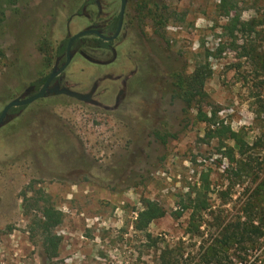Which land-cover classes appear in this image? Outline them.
Wrapping results in <instances>:
<instances>
[{"label": "rangeland", "instance_id": "obj_1", "mask_svg": "<svg viewBox=\"0 0 264 264\" xmlns=\"http://www.w3.org/2000/svg\"><path fill=\"white\" fill-rule=\"evenodd\" d=\"M85 1L0 0V113L51 73L65 39L119 14L120 0H102V14ZM128 6L116 61L77 55L64 75L81 91L99 80L101 107L50 96L0 128V264H264V0ZM200 62L212 74L189 106L173 75ZM200 109L239 140L208 137ZM200 188L207 208L189 232L190 209L171 212ZM148 199L168 213L138 229ZM44 200L64 213L53 263L31 228Z\"/></svg>", "mask_w": 264, "mask_h": 264}, {"label": "trees", "instance_id": "obj_2", "mask_svg": "<svg viewBox=\"0 0 264 264\" xmlns=\"http://www.w3.org/2000/svg\"><path fill=\"white\" fill-rule=\"evenodd\" d=\"M94 0H86L84 5L93 3ZM225 3V0H224ZM222 7H225L222 3ZM230 14V10L227 11V15ZM118 17L114 19L111 26L109 27L110 32H114L117 26ZM238 20L231 27L232 35H235V31L238 29ZM69 38L65 39L58 47L57 54L58 57L61 58L65 56L67 43ZM112 42H106L102 38L98 36H84L76 40L74 43V47H110ZM212 74V68L209 64L206 63H198L190 75H184L182 73H175L173 75L174 85H175V94L174 97L182 100L186 105L191 106L195 99L198 96L203 94V90L208 78ZM47 77L41 78L35 84L39 87L40 83H43ZM18 109H23L17 108ZM197 118L200 121L208 123V129L206 135L210 138L213 137H226L231 138L232 140H239V135L237 132L233 131L229 126L224 125L223 121H218L217 111H212L211 115L203 112L201 109L198 111ZM156 136L159 137L164 143L166 142V135L161 136L158 132ZM203 190L200 188L196 192H191L188 195L187 202L183 204L182 209L173 210L171 214L178 218L180 217L184 211L189 210L190 220L188 224V231L192 232L193 229H200L199 220L203 217L202 211L207 208L206 202L207 200L202 198ZM194 195V197H193ZM41 214L36 215V219L33 221L31 227L35 232H40L42 237V247L44 256L53 263L55 259L60 256V247L62 243V236L58 235L55 232L57 226H59L64 219V213L57 209L53 204L49 201L44 200L43 205L40 208ZM167 210L162 207L157 201L148 199L146 200V204L144 209L139 211L138 218L136 222V227L138 229H145L151 222L154 220L164 217L167 215ZM195 231V230H194ZM164 252V256H165ZM54 264H56L54 262Z\"/></svg>", "mask_w": 264, "mask_h": 264}, {"label": "flooded vegetation", "instance_id": "obj_3", "mask_svg": "<svg viewBox=\"0 0 264 264\" xmlns=\"http://www.w3.org/2000/svg\"><path fill=\"white\" fill-rule=\"evenodd\" d=\"M120 1H121V0H120ZM129 2H130V0L127 1V5H126V8H125L124 19H123V25H122V30H121V32L123 31L124 23H126V19H127L126 16H127L128 11H129V6H128V5H129ZM90 4H96V5L99 7V11H98V13H99V14H102V12H103V10H104V8H103V4H102V0H94V2H93V3H90ZM87 5H88V4H87ZM85 6H86V5H85ZM120 9H121V4H120ZM119 15H120V11H119L118 16L113 17L111 20H109V21H107V22H105V23H102V24H101V23L93 24V25L90 26V27H91V28H97V29H99L104 35H112V34H114V33L116 32V29H117V27H118ZM116 17H118L117 26H116V29L114 30V32L112 33V32L109 31V27L111 26L112 22L114 21V19H115ZM90 27H89V28H90ZM121 32H120V34L118 35V37L121 35ZM91 35H93V36H98V35H95V34H91ZM88 36H89V35H88ZM98 37H99V36H98ZM118 37H117V38H118ZM99 38H101V37H99ZM117 38H116V39H117ZM116 39L111 40V41H106V40L103 39V40L106 41V42H112V44L110 45V47H102V48H100V47H92L93 49L95 48V49H100V50H110V51L112 52V55H113V57H112L111 59L104 60V61H102V60H95L94 58H92L91 56L88 55V53L86 52V50H85L84 47H74V45H73V59L75 58V56L80 55L84 60H86V61H88V62H90V63L97 64V65H104V64H109V63L115 62L116 59H117V51H116L115 46L113 45V42H114ZM65 59H66V53H65V56H62L61 58L58 57V59H57L55 65H54V67H55L56 65H57L58 67H60V66L64 63ZM72 61H73V60H72ZM70 64H71V63H70ZM54 67H53V68H54ZM67 68H68V67H67ZM67 68H66V69H67ZM66 69H65L62 73H60L59 75H57V76L54 78V80L50 83V86H53V85H55V84H59L61 87L66 86V87H69V88H71V89H73V90L80 91V92H84V93H90V92H93V95H92V101H91V102H88V103H90V104H94V105H98V106L101 107V106H102V104H101L102 102L96 100V98H95V94H96V92H97V90H98V83H99V80H95L94 83H93V85L91 86V88H90L89 90H87V91H81V90H79V89L73 88L72 85L69 86V84L64 83V77H65L64 75H65ZM52 70H53V69H52ZM51 72H52V71H51ZM50 74H51V73H50ZM50 74H48L46 77L48 78V76H49ZM105 75L107 76V78H112L111 74H108V73H107V74H105ZM47 78H46V80H47ZM117 79H119V76H117ZM46 80H45L43 83H40L39 87L36 86V84H35L36 82L33 83V84H30V85L28 86V88H26L25 92H24L22 95L18 96V97H20L21 99H26V98L31 97L32 95L36 94L37 92H39V90H40V89L42 88V86L45 84ZM29 88H31V90L27 91V89H29ZM120 91H122V92L120 93ZM124 93H125V90H123V89H119V91L117 92V95H116V97H115V105L117 104V102H119V101L121 100V98H122V96L124 95ZM62 95H63V94H62ZM50 96H56V95H49V96H46V97L39 98V99H37V100H40V99H43V98H47V97H50ZM64 96H67V95H64ZM67 97H70V96H67ZM71 98H73V97H71ZM74 99H76V98H74ZM37 100L33 101L32 103L36 102ZM83 102H84V101H83ZM8 103H9V102H8ZM32 103L27 104V105H20V106H16V107H12V108H10L9 111H8V114H7L6 118H5V122H4V124H3L1 127H3L5 124H7L9 121H11V119H14V118L18 117V116L22 113V111H24V110H25L29 105H31ZM5 106H6V105H5ZM21 107H23V109H18V111H16L17 108H21ZM103 107H104L105 109H111L110 106H108V105H103ZM3 109H4V108H3ZM2 111H3V110H2ZM1 113H2V112H1ZM1 113H0V114H1Z\"/></svg>", "mask_w": 264, "mask_h": 264}, {"label": "water", "instance_id": "obj_4", "mask_svg": "<svg viewBox=\"0 0 264 264\" xmlns=\"http://www.w3.org/2000/svg\"><path fill=\"white\" fill-rule=\"evenodd\" d=\"M128 0H121V9H120V15H119V21H118V27L116 29V32L112 35H104L99 29L97 28H86L84 30H81L77 32L76 34L72 35L67 43L66 48V59L64 63L58 67L57 65L53 68L51 74L48 76L45 84L42 86V88L37 92L36 94L32 95L31 97H28L26 99H21L20 97H16L13 100H11L9 103L6 104L4 107L2 113L0 114V128L5 122V118L8 114V111L12 107L20 106V105H27L32 103L33 101L46 97L49 95H67L73 98H76L77 100L84 101V102H91L92 101V95L93 92L90 93H84L80 91L73 90L69 87L63 86L61 87L59 84H55L53 86H50V83L54 80V78L62 73L71 63L73 59V45L76 42L77 39L88 36L91 34L98 35L102 39L106 41L114 40L118 37L122 30L123 25V19H124V12L127 5ZM31 90V88L27 89V91ZM122 91H120L121 93Z\"/></svg>", "mask_w": 264, "mask_h": 264}]
</instances>
